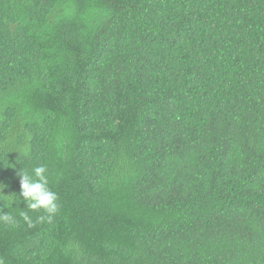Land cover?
Instances as JSON below:
<instances>
[{
  "label": "trees",
  "instance_id": "obj_1",
  "mask_svg": "<svg viewBox=\"0 0 264 264\" xmlns=\"http://www.w3.org/2000/svg\"><path fill=\"white\" fill-rule=\"evenodd\" d=\"M0 184V264H264V0H0Z\"/></svg>",
  "mask_w": 264,
  "mask_h": 264
},
{
  "label": "clouds",
  "instance_id": "obj_2",
  "mask_svg": "<svg viewBox=\"0 0 264 264\" xmlns=\"http://www.w3.org/2000/svg\"><path fill=\"white\" fill-rule=\"evenodd\" d=\"M47 167L37 166L34 167L29 174L26 171H21L20 176V194L19 197L23 198V202L26 204V209L29 211H42L45 215L40 216L39 220H44L45 217L50 223L54 216L58 214L60 205L58 203L57 194L49 188V181L47 177ZM7 187L4 184H0V200H3L6 196L3 194V189ZM16 201H11L7 207H11ZM21 218L31 226V217L27 211L21 210ZM0 223H4L10 226L16 225V219L9 212H5L3 208H0Z\"/></svg>",
  "mask_w": 264,
  "mask_h": 264
}]
</instances>
